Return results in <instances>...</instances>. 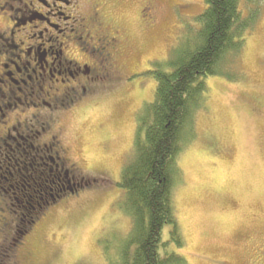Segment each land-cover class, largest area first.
<instances>
[{"label":"rangeland","instance_id":"374dc122","mask_svg":"<svg viewBox=\"0 0 264 264\" xmlns=\"http://www.w3.org/2000/svg\"><path fill=\"white\" fill-rule=\"evenodd\" d=\"M146 2L157 7L153 28L140 22ZM205 7L206 0H108L109 17L130 41L125 71L134 73L60 120L69 158L80 175L97 182L56 203L23 244H7L9 234L1 232L0 264H17L20 255L24 264L28 245L25 264L121 262L132 220L121 209L118 182L141 111L155 97L157 81L147 71L169 58L186 28H197L195 18ZM238 63L237 78H206L196 137L179 157L182 180L173 200L184 244L170 240L172 225H165L161 253H178L188 264H264V3Z\"/></svg>","mask_w":264,"mask_h":264},{"label":"flooded vegetation","instance_id":"af4514ba","mask_svg":"<svg viewBox=\"0 0 264 264\" xmlns=\"http://www.w3.org/2000/svg\"><path fill=\"white\" fill-rule=\"evenodd\" d=\"M156 10L143 4L145 28L155 26ZM129 49L125 28L109 17L108 0H0V172L22 165L24 191L39 198L97 182H87L69 158L60 120L134 73L125 71ZM4 218L8 240L15 219L5 224ZM25 253L24 264L29 245Z\"/></svg>","mask_w":264,"mask_h":264},{"label":"trees","instance_id":"16d2710c","mask_svg":"<svg viewBox=\"0 0 264 264\" xmlns=\"http://www.w3.org/2000/svg\"><path fill=\"white\" fill-rule=\"evenodd\" d=\"M263 3L206 0V7L195 18L197 28H186L169 58L156 61V68L147 71L157 81L155 97L141 111L134 146L118 182L124 189L121 209L132 220L127 242L119 251V264H188L178 253H161L165 225H172L170 240L178 247L184 244L173 200L174 189L182 180L179 157L196 137L197 113L208 95L206 78L239 77L238 62L249 32L261 16ZM21 172L19 164L7 165L0 172V215L5 217V224L15 219L14 235L11 233L8 240L4 236L3 240L16 246L49 211V204L77 193L55 191L54 197L44 198L28 195Z\"/></svg>","mask_w":264,"mask_h":264}]
</instances>
